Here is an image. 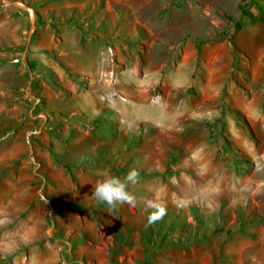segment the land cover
<instances>
[{
    "label": "rangeland",
    "instance_id": "rangeland-1",
    "mask_svg": "<svg viewBox=\"0 0 264 264\" xmlns=\"http://www.w3.org/2000/svg\"><path fill=\"white\" fill-rule=\"evenodd\" d=\"M246 26L264 34V0H0V57L12 59L0 67L17 74L30 35L60 65L58 48L68 59L76 41L88 42L139 75L165 70L189 40L215 45L223 33L233 47L229 65H208L201 90L164 93L175 109L186 96L198 107L201 96L200 115L161 126L101 115L104 129L0 127V264H264L263 128L226 100L264 111V74L235 41ZM219 47L208 48L221 59ZM226 67L221 85L214 71ZM130 168L134 206L95 200L98 181ZM146 201L166 208L152 224Z\"/></svg>",
    "mask_w": 264,
    "mask_h": 264
},
{
    "label": "crops",
    "instance_id": "crops-1",
    "mask_svg": "<svg viewBox=\"0 0 264 264\" xmlns=\"http://www.w3.org/2000/svg\"><path fill=\"white\" fill-rule=\"evenodd\" d=\"M220 35L215 45L204 42L196 45L190 40L186 41L182 47V55L167 63L165 70L161 67L159 71H141L140 75L126 67L116 70L110 61L100 59V49L88 42L76 41L72 45L70 53L73 56H70L74 60V67L69 65L70 56L68 59L64 57L69 54L58 48L56 57L62 58L63 62L60 65L49 55L46 44L41 39L32 44L33 38L30 35L28 45L22 52L24 63L20 67L21 75L20 72H15L14 67H0V127L12 128L18 132L20 128L22 131L23 128H101L104 125L94 121L101 115L103 121L116 118L120 124L129 126L137 122H151L161 126L170 117L174 119L200 115L204 113L201 109L205 105L200 104L203 102L201 96L196 103L198 107L190 103L191 96H186L180 100L182 102L178 109H175L176 105H170L164 98V93L184 87L199 91L206 83L208 65L217 60L225 65L231 63V41L225 39L223 33ZM235 41L240 49L250 54L251 68L257 72L260 70L261 75L264 74V34L246 26L236 36ZM212 46L219 47L220 53H217L224 55V58L212 55L214 53H210L208 48ZM4 58L1 56L0 61ZM64 67L73 68L69 71L73 73L71 77ZM111 69L119 76L118 90L127 97L125 100L112 94V86L108 80ZM228 72L227 67L224 72L214 71L221 78V85L228 82ZM155 86H159L160 90L150 91ZM217 90L218 88L214 89ZM155 92H158L160 101L154 97ZM226 100L246 111L249 119L253 116L254 120L251 122H256L257 128L262 127L264 133V111L261 113L258 105L247 101L246 106L243 102L229 97ZM184 102L186 105H183ZM85 118L90 122H85Z\"/></svg>",
    "mask_w": 264,
    "mask_h": 264
},
{
    "label": "clouds",
    "instance_id": "clouds-1",
    "mask_svg": "<svg viewBox=\"0 0 264 264\" xmlns=\"http://www.w3.org/2000/svg\"><path fill=\"white\" fill-rule=\"evenodd\" d=\"M103 175V173H99ZM139 173L135 168H130L123 177L107 176L98 181L92 195L95 200L101 201L109 206L115 207L118 204L135 205L136 198L127 188L129 184L138 181ZM147 206L154 211L147 217V224H152L161 219L166 212V208L154 201H146Z\"/></svg>",
    "mask_w": 264,
    "mask_h": 264
},
{
    "label": "built area",
    "instance_id": "built-area-1",
    "mask_svg": "<svg viewBox=\"0 0 264 264\" xmlns=\"http://www.w3.org/2000/svg\"><path fill=\"white\" fill-rule=\"evenodd\" d=\"M17 60H18V58H14L13 59V61H17ZM108 80H109L110 85L112 86V94L113 95H117L122 100H125L126 97L124 95L120 94L119 92H117V90H115V88H114L115 84L119 80V77H118L117 73L113 69H111L108 72ZM35 133H37L36 129H30V130L27 131V133H26V141H27L28 145L30 144V136L35 134ZM32 159H33V157H32Z\"/></svg>",
    "mask_w": 264,
    "mask_h": 264
}]
</instances>
